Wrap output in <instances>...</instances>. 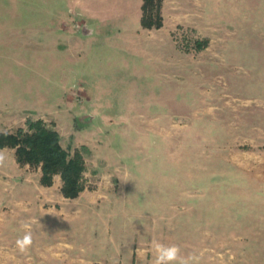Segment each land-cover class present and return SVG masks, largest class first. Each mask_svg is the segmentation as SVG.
<instances>
[{
	"label": "rangeland",
	"instance_id": "rangeland-1",
	"mask_svg": "<svg viewBox=\"0 0 264 264\" xmlns=\"http://www.w3.org/2000/svg\"><path fill=\"white\" fill-rule=\"evenodd\" d=\"M144 3L0 0V135L84 163L67 197L0 148V264H264V0Z\"/></svg>",
	"mask_w": 264,
	"mask_h": 264
},
{
	"label": "trees",
	"instance_id": "trees-1",
	"mask_svg": "<svg viewBox=\"0 0 264 264\" xmlns=\"http://www.w3.org/2000/svg\"><path fill=\"white\" fill-rule=\"evenodd\" d=\"M153 1L145 0L143 7L145 14ZM159 26H161L160 23ZM29 126L33 134L24 139L22 138L23 130H19L16 136L0 135V148L7 146L16 148L21 163L25 161L31 164L42 163L45 183H50V175L61 172L65 179V195L76 197L80 191L77 178L84 171L82 157L78 154L69 161L67 152L60 145L57 132L46 129L41 122H30Z\"/></svg>",
	"mask_w": 264,
	"mask_h": 264
},
{
	"label": "clouds",
	"instance_id": "clouds-1",
	"mask_svg": "<svg viewBox=\"0 0 264 264\" xmlns=\"http://www.w3.org/2000/svg\"><path fill=\"white\" fill-rule=\"evenodd\" d=\"M5 160L6 157L4 153L0 152V166L5 164ZM54 179L59 180V175L54 177ZM21 227L24 229V235L17 238L15 246L20 253H26L33 244L32 224L24 222ZM65 246L71 247L70 245ZM150 250L153 255L152 264H200V259L203 255L201 253L200 255L190 254L188 256H182L179 246L175 244L165 245L155 239L150 243ZM137 255L143 256L144 253L138 250Z\"/></svg>",
	"mask_w": 264,
	"mask_h": 264
},
{
	"label": "crops",
	"instance_id": "crops-1",
	"mask_svg": "<svg viewBox=\"0 0 264 264\" xmlns=\"http://www.w3.org/2000/svg\"><path fill=\"white\" fill-rule=\"evenodd\" d=\"M49 189V188H48Z\"/></svg>",
	"mask_w": 264,
	"mask_h": 264
}]
</instances>
